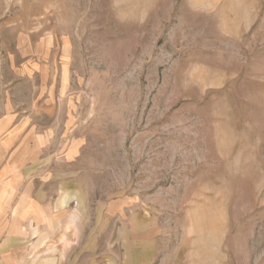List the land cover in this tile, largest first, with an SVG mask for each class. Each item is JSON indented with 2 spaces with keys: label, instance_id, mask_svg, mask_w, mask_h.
<instances>
[{
  "label": "rangeland",
  "instance_id": "374dc122",
  "mask_svg": "<svg viewBox=\"0 0 264 264\" xmlns=\"http://www.w3.org/2000/svg\"><path fill=\"white\" fill-rule=\"evenodd\" d=\"M0 168L28 264H264V0H0Z\"/></svg>",
  "mask_w": 264,
  "mask_h": 264
},
{
  "label": "crops",
  "instance_id": "0c3cea01",
  "mask_svg": "<svg viewBox=\"0 0 264 264\" xmlns=\"http://www.w3.org/2000/svg\"><path fill=\"white\" fill-rule=\"evenodd\" d=\"M16 170L21 174L22 169L8 171L14 174ZM5 176L6 170L0 168V264H28L32 228L52 227L56 223V199L49 193L41 194L39 182L19 181L12 185ZM64 198L66 202L65 195ZM46 232L39 233L33 249L47 238Z\"/></svg>",
  "mask_w": 264,
  "mask_h": 264
}]
</instances>
